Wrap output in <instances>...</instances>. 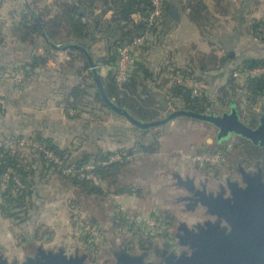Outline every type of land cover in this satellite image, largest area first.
<instances>
[{
    "label": "rangeland",
    "instance_id": "1",
    "mask_svg": "<svg viewBox=\"0 0 264 264\" xmlns=\"http://www.w3.org/2000/svg\"><path fill=\"white\" fill-rule=\"evenodd\" d=\"M26 1L0 0V25H4L0 32V39L5 44L1 43L4 46L0 44V142L7 146H13V151L21 150V155L26 157L28 162L33 163V167L37 170V183L33 198L34 206L29 209L26 218L22 214L19 220L5 218L1 215L0 256L9 262L15 261L22 264L29 257L38 256L40 246L46 251L54 253L63 251L69 256L85 255L88 264H117V256L124 252L134 256L144 255L145 260L153 263H165L171 252L177 255L182 254L183 251H181L180 246L183 245L178 237L182 233L180 226L184 225L191 228L197 222L207 218L205 211L209 213L210 211L202 203V200H197L196 204L192 203L195 195L180 184V177L185 181L193 180L197 188L204 186V192L213 191L215 193L214 190L217 189L218 184L228 187L229 181H237L240 177L238 169L242 168L246 172L255 171L257 164L264 168V153L262 152L261 157L246 158L241 152H235L233 149L234 144H241L237 135L229 134L226 137H219L220 130L215 125L189 117H178L168 123L152 127L148 135L140 137L141 135L135 132V126L127 118L122 116L118 121L113 119L115 114L108 108L102 107L99 102H94L93 99H88L87 103L80 107V111H82L79 118L69 120L65 109L63 110L65 97L62 95L63 91L59 90L61 86L66 88V95L69 88L75 83L63 81L64 84L60 83L61 85H59V81L55 78L58 74L75 73V67H69L70 60L65 57L69 55L68 52L58 54L63 58V65H59L60 69L52 66V69H45V73L41 74V77L48 79L47 81H52V88L55 93L49 95L50 90L45 91V86L41 87L39 82L35 81V76L40 72V67L35 70L32 76L26 78L22 64L25 62L24 59L29 61V57L24 56L21 51L22 47H18L20 43L9 33L7 26L12 27L20 20ZM46 2L52 1L47 0ZM261 10L264 14V6ZM212 24H214V28L208 32L207 38L202 34V38H205L206 42L208 40L218 41L217 38L220 36L215 38L214 33L220 34L222 28L227 25L226 19L223 17L218 19L214 17ZM158 29L159 34H148L149 41L147 40L146 45L149 46L145 51L139 50L136 53L137 56L140 52L146 65L153 69L157 78L158 68L151 64L157 53L161 56L160 51H163L164 48L166 53L170 50L176 52L175 57L169 58L162 66L160 65V70L164 65L184 66L188 64L193 55L204 58V55L212 51L218 53L216 47L212 51L205 52L206 44H192L189 41H182L188 37L185 32L176 36L177 32L174 28L171 32L167 31L166 33H164L162 25ZM154 36H157V39L155 38L157 41L153 39ZM257 38L264 42L260 37ZM217 43L218 54L223 56L225 53L220 44ZM91 45L94 48V60L98 61L97 59L106 55L103 42H93ZM152 45L154 47H152L149 59L150 53L147 54V49ZM155 50L158 52L156 53ZM98 62L100 75L103 76L104 74L105 76L107 70L103 67L104 63ZM1 66L4 67V70ZM209 68L210 70L203 74L205 82H196L191 78L195 83L203 84L197 94H202V92L207 94L212 105L215 106L214 112L208 109L206 113L222 114L229 112L232 108L224 106L223 102L220 101V88L227 84L229 73L236 66L216 68L210 65ZM245 77L243 74L237 75L236 78L240 86ZM158 82L161 81H154L151 86L158 89L160 84ZM163 94L166 95L167 93L164 91ZM47 95L52 98L49 101L50 105L45 108L35 107L36 103L37 106H40L39 104L47 101L45 100ZM241 96L240 93L239 97ZM238 100V103L242 102L238 105V112L242 118L243 112L241 110L246 108V101L243 97ZM56 103H60L59 105L65 114L56 107ZM174 107L173 104L169 105L158 120L179 109V107ZM256 110L261 118L264 115V97L257 105ZM70 112L72 115L78 113L73 109ZM116 116L121 115L116 114ZM245 116L247 119L250 118L247 114ZM101 120L105 121L106 126L112 123L123 124L121 128L124 130L119 134L117 133L116 136V139L121 137L123 144L120 143L119 147H116L114 140L106 136V131L109 129L102 127L104 125ZM259 122L255 126H258ZM88 129L91 131L90 135L86 133ZM39 133L46 138H52L73 158L88 152L96 153L100 149L115 152L113 155H124L122 150L128 151L135 148V155L130 157L132 162L127 169H123L126 173L121 175V179L123 182H133L143 188L142 195L130 194L133 196V202L127 200V196L122 195L117 197V201H115L114 195H111L116 193L114 187H109L108 181L102 178L100 183H92L104 190L111 188L112 191L107 195L80 194L77 188L69 185L67 180L61 178L54 171L42 173L44 168L38 160L41 159L40 151L44 150L45 145L36 139ZM155 137L159 139L158 149L154 152L144 150L143 147L149 146ZM23 139L29 143L21 144L20 141ZM225 144L228 149L227 153L222 150ZM198 153H221L222 156L219 161L209 163L193 161L190 156ZM45 154L51 162L62 163V160L60 158L56 160L58 157L49 150H46ZM66 174L75 175L74 170ZM1 187L5 188L6 182L3 181ZM118 205L123 208L117 210ZM166 210L175 215L176 221L162 229L158 228L157 224L151 226L146 222L137 223L133 229L130 227L132 221L129 218H127L128 224H123L114 219V214L140 213L157 222L156 217L160 215V212ZM92 222L93 225L94 223L96 225L97 233H92L86 228L87 225L93 226ZM37 235L43 238L38 240ZM141 238L142 241H140ZM160 252L164 255L162 258H158ZM158 259H162V261L157 262Z\"/></svg>",
    "mask_w": 264,
    "mask_h": 264
},
{
    "label": "trees",
    "instance_id": "2",
    "mask_svg": "<svg viewBox=\"0 0 264 264\" xmlns=\"http://www.w3.org/2000/svg\"><path fill=\"white\" fill-rule=\"evenodd\" d=\"M46 1L27 0L25 9L21 12L20 20L12 27H7L10 35L16 38L18 43L27 45L26 51L28 52L29 61L22 64L26 78L32 76L37 68L45 67L50 59H55L58 51L68 52L70 56L69 67H75V75L79 77L77 82L69 88L68 94L65 95L64 93V109L69 117L79 118L82 111H80V107L87 103L88 99L99 102L102 107H106L112 113L117 114L105 102L98 82L94 78L87 55L89 54L92 59L95 56L93 53L94 48L91 45L93 42H105L106 55L97 60L110 67L107 75L100 78L106 95L119 107L127 110L134 118L143 122L158 120L171 104L175 106L174 108L179 107V109L200 113H205L208 109L214 112L215 106L212 105L207 94H203V92L202 94H193L192 89L186 85L170 84V76L182 74L194 79L196 82H205L203 74L210 70V65L216 68L227 67L226 65L232 59V56L228 54L219 56L216 51H212L204 55V58L191 56L188 64L181 67L164 65L162 70L157 72L158 79L154 78L153 69L149 68L141 54H138L139 56L135 57L134 67L128 80L124 83H118L117 81L119 47L130 43L137 36L148 37L149 33L159 34L158 27L161 25L165 28L172 26L177 19L172 17L170 9L172 7L177 9V0H162V14L156 25H149L146 22L154 10L153 0ZM217 1L219 2L218 10L224 12L225 0ZM188 6L191 8V20L207 38L208 32L214 28V24H212L213 13L208 10L202 0L191 1ZM108 13H110V16H107ZM134 14H140L144 19L143 23L136 21L133 17ZM3 26L0 25V32ZM263 27V20H254L249 26V32L253 36L264 40ZM147 40L149 41V39L146 38V44ZM3 42L0 39V43ZM146 44L141 47V51L144 52L148 47ZM70 45H76L80 48H71ZM64 47L67 48L64 49ZM40 48L43 50L40 51ZM260 66H264V58H250L242 61L230 71L227 84L220 88V101L223 102L224 106H230L238 111L239 103L242 104V102L238 103V99L241 97L245 99L246 108L241 110L243 112L242 119L253 127L260 119L256 107L264 97V75L246 76L240 86L235 74ZM1 68L4 70L3 66ZM154 81H161L158 82L160 83L158 87L167 93L164 95L165 99L158 98L152 90L151 85ZM240 93L242 94L241 97H239ZM72 109L79 114L72 115L70 112ZM245 114L249 115L250 118L247 119ZM150 129H141L135 126V132L139 133L140 137L148 135ZM237 137L240 139L241 144L233 145L235 152H241L244 157L249 159L263 155V146L254 144L245 137ZM36 139L45 145L44 150L40 151L41 159L38 160L44 168L42 173L54 171L61 178L67 180L69 185L77 188L80 194L104 196L112 191L111 188L104 190L102 187L94 186L90 180L81 179L77 174L68 175L64 172L68 167L81 169L85 165L93 163L95 165L94 173L103 180L108 181L109 187H114V192L142 195L143 188L133 182H123L121 179V175L123 176L126 173L123 169H127L132 162L128 157L135 155V148L128 151L122 150L124 152L123 161L112 165H104L102 162L115 152L100 149L96 153L88 152L73 158L65 149L57 145L52 138H46L39 133ZM158 146L159 139L155 137L149 146L142 147L146 151L154 152L158 149ZM222 148L227 153L226 144ZM46 150L60 158L62 163L51 162L46 157ZM21 154V150L13 151V146H7L3 142L0 143V213L5 218L14 220H19L21 214L26 218L29 209L34 206L33 198L37 183V170L33 167V163L28 162L26 157ZM116 165L118 166L117 170L114 169ZM3 181L6 182L5 188L1 187ZM114 216L115 220H119L123 224L129 223L125 214H114ZM156 220L158 228L162 229L173 224L176 217L172 212L166 210L160 212ZM131 223L130 227L135 229L137 223ZM93 226H96L95 223ZM37 236L38 240L43 238L40 235ZM142 240L141 238L140 241Z\"/></svg>",
    "mask_w": 264,
    "mask_h": 264
},
{
    "label": "water",
    "instance_id": "3",
    "mask_svg": "<svg viewBox=\"0 0 264 264\" xmlns=\"http://www.w3.org/2000/svg\"><path fill=\"white\" fill-rule=\"evenodd\" d=\"M170 14L173 18H178L177 13L173 7L170 9ZM70 47L80 48L76 45H70ZM66 48L67 47H64V49ZM87 55L92 71L94 73V78L98 82L105 102L111 107L114 112L127 118V120H129V122L134 126H137L141 129H148L168 123L178 117H189L215 125L220 130L219 137H226L229 134H233L245 137L251 140L254 144H259L264 147V115L261 116L260 123L255 127L250 126L249 124L244 122L236 109H231V111L222 114L206 112L200 113L186 109H178L174 110L163 119L147 122H143L134 118L127 110L119 107L116 103L108 98L100 80L101 75L98 70V62L94 61L89 54ZM114 169L117 170L118 166L116 165ZM240 171L245 177L244 179H246L248 177V173L242 168H240ZM257 180L259 182L257 183L258 188L254 191L252 189L243 190L235 182L229 181L228 184L232 188V193L234 194L236 200L234 204L230 202V199H224L222 193L218 196H214L211 193L206 198L201 199L202 203L209 208L208 210L211 214L222 216L227 221L233 220L240 225H243L247 220L259 218V216L263 217L262 215H264V199L262 198V196L264 195V184L261 183L259 177L257 178ZM181 183L183 186L186 185L185 187L190 191H193L194 187H196L193 180L185 181L180 177V184ZM256 191L258 192L255 193ZM182 227H184L185 230L189 231L187 226L183 225ZM195 236L196 235H194V238ZM178 237L181 240V244L186 243L184 235L179 234ZM199 239H201L202 243L201 245H199V249L194 251L191 255H187L185 253L177 255L176 253L171 252L170 255L166 258L165 263L146 262L144 257L141 255L134 256L124 252L117 256V264H245L244 261L246 258L231 259L216 235L204 234L203 236H200ZM196 245L197 244L194 243L193 247H196ZM0 264H18V262H9L6 258L0 256ZM22 264L88 263L86 262L85 255L69 256L66 255L63 251L54 253L52 251H46L40 246L38 248V256H36L35 258L29 257L27 261L22 262Z\"/></svg>",
    "mask_w": 264,
    "mask_h": 264
},
{
    "label": "crops",
    "instance_id": "4",
    "mask_svg": "<svg viewBox=\"0 0 264 264\" xmlns=\"http://www.w3.org/2000/svg\"><path fill=\"white\" fill-rule=\"evenodd\" d=\"M191 1H195V0H177L178 5H177V9L175 8V11L177 13L178 18H177V20H175V23L172 26H170L169 28H165V26H163L164 33H166L167 31L171 32L173 30V28H174L175 32H177L176 36L181 35L185 32L188 34V37H187V39H183L182 41H189L192 44H199V43L206 44L207 46H206V49L204 50L205 52L206 51H212L213 48L216 47L218 50V53H219V47L216 45V43L218 42L217 44H220L222 51H224L225 54L227 53L228 55L232 56L231 61L228 62V64L226 65L227 67L236 66L239 63H241L242 61H244L246 59H250V58H264V42H262L260 39L253 36L249 32V26L251 24V21H254L256 19H260V20L263 19V21H264V14L261 12L262 11L261 8L264 6V0H225V2H224L225 3V11L224 12H222V11L220 12V9L218 10L219 2L217 0H202L205 3V5L208 7V10L213 13V16L215 18L218 19L220 17H223L226 19V24H227L225 26V28L224 27L222 28V31L220 34H218V32L214 33L215 38H217V36H220L217 38L218 41H214V40L209 41L208 40L207 42L205 41L206 40L205 38L204 39L202 38V33H201L200 29L198 28V26L190 18L191 8L188 6V4ZM196 1H199V0H196ZM0 11H1V9H0ZM107 16H110V13H108ZM133 17L138 22L143 23V21H144V19L141 17L140 14H134ZM155 38L157 39V36H154L153 39H155ZM178 38H179V36H178ZM156 39H155V41H157ZM2 44H4V42ZM103 44L105 45L104 42H103ZM152 44H155V43H152ZM4 45H2V46H4ZM18 47H22V49H21L22 53L24 54V56H28V52L26 51L27 50L26 44H24V45L19 44ZM152 47H154V46L152 45V46H150L149 49H147L148 50L147 54L150 53L149 59H150ZM39 50L42 51L43 49L40 48ZM155 51H156V53L158 52L157 50H155ZM175 52L176 51H174V50H170V51H168V53H166L165 48H164L163 51L162 50L160 51L161 56H160V54L158 55V53H157V56L155 54L156 58H155V60H152L151 65H153L154 67H157L158 72H159L161 69V66L163 65V63L165 61L169 60V58H171V57L173 58V56L175 57ZM59 53L61 55L62 53H67V52L64 50L58 51L55 59H50L48 64L45 67H41L39 69L40 72H38V74L35 76V81L39 82V86L43 87V85H44L45 91H47V92H48V89L50 90L49 95H50V93H52V94L55 93V90H53V88H52L53 87L52 81L51 80L47 81L48 79L46 80V78L41 77V74L45 73V71H46L45 69H48V70L50 68L52 69V66L53 67H59V69H60V66L63 65V58L61 56H58ZM138 54H140V52ZM65 57L67 60L70 59L69 55L68 56L66 55ZM24 60L28 61L27 59H24ZM103 67L107 70V72L105 74V76H106L108 71L110 70V67L107 64H103ZM103 77H104V74H103ZM40 78H41V80H40ZM55 78L59 81L58 82L59 85L64 84L63 81H65L66 83H67V81L69 83L70 82L75 83L79 79V77H76L75 73L74 74H66V75H63V74L59 75L58 74V76H56ZM155 78H157V77H155ZM170 84H172V83L170 82ZM152 90L158 96V98H161V100L166 98L161 89H159V88L155 89V87L152 86ZM59 91H63L65 93L66 88L64 89L63 86H61ZM39 92L42 93L41 91H39ZM63 92H62V95H64ZM44 95H46V94H44ZM49 95H47L45 97V100H47V101H44L42 103L40 102L41 103V104H39L40 106H37V103H36L35 107H42V108L48 107L50 105L49 101L52 100V98ZM55 96H56V94H55ZM59 104L60 103H56V107L58 109H60L63 114H65L62 111ZM63 110H64V107H63ZM121 117L122 116H116V114H115L113 119H116L118 121V119H120ZM72 119H76V118L69 117V120H72ZM101 121L103 122V120H101ZM103 125L104 126H102V127L109 129L108 131H106L107 132L106 136L107 137L109 136L112 140H114V144L116 145V147H119L120 143L123 144V142H122L123 140L121 139V137L116 139L117 133L119 134V133H121L122 130H124L123 128H121L123 126V124L112 123L109 126L108 125L106 126L105 121H104ZM83 129H85V128H83ZM90 132H91L90 129H88L86 131V133H88L89 135H90ZM99 136H101V135H99ZM98 138H101V137H98ZM120 195H122L124 197L127 196L128 198H126V199L129 200L130 202L134 201L133 196H130V194L128 195L125 193V194H120ZM1 215L2 214L0 213V217H1Z\"/></svg>",
    "mask_w": 264,
    "mask_h": 264
},
{
    "label": "flooded vegetation",
    "instance_id": "5",
    "mask_svg": "<svg viewBox=\"0 0 264 264\" xmlns=\"http://www.w3.org/2000/svg\"><path fill=\"white\" fill-rule=\"evenodd\" d=\"M238 170L240 177L235 183L243 190L252 189L254 191L257 189V183H259L257 180L258 177L261 183L264 184V168L260 164L256 165L255 171L247 172L248 177L246 179H244L245 177L240 169ZM204 188V186L199 188L194 187L193 191H190L195 195L192 203H195L196 199L199 201L206 198L211 193L214 196L222 193L223 198L230 199L232 204L236 201L230 186L226 187L218 184L217 189L214 190L215 193L213 191L209 193L204 192ZM262 198L264 199V195ZM205 213L207 214V218L197 222L191 228L188 226L189 231L180 226V231L182 232L180 234L185 236L186 241L185 244H182L183 246H180L182 248L181 251H183L182 253L191 255L199 249V245L202 243L201 239H199L200 236L214 234L219 238L231 259L246 258L244 261L245 264H264V215H262L263 217L259 216V218L247 220L243 225H240L233 220L227 221L222 216L211 215L208 211H205ZM194 235H196L195 238ZM194 243L197 244L196 247H193ZM141 256L145 258L144 255ZM163 256L162 252L158 253V258H162ZM160 260L162 261V259H158L157 262ZM145 261L153 263L151 261Z\"/></svg>",
    "mask_w": 264,
    "mask_h": 264
},
{
    "label": "built area",
    "instance_id": "6",
    "mask_svg": "<svg viewBox=\"0 0 264 264\" xmlns=\"http://www.w3.org/2000/svg\"><path fill=\"white\" fill-rule=\"evenodd\" d=\"M153 4H154V10L151 12L150 16L146 20V22L149 25H156L162 14V0H153ZM146 38H147L146 36H137L130 43H127L119 47L118 61H117V71H118L117 81L118 83H124L128 80L130 73L134 67L136 53L137 51L140 50V48L143 45L146 44ZM239 74H243L245 76L264 75V66L247 69L244 72L236 73L235 75L237 76ZM171 77H172L171 83L186 85L192 89L194 94H197L201 86H203V84L199 85L198 83H195V81L192 80L191 78L186 77L182 74H174ZM20 142L21 144L29 143V141H26L25 139L21 140ZM50 156H53V155L50 154ZM130 157L131 156H129L128 159H130ZM190 158H192L193 161H201V162L209 163V162L219 161L221 159V154L220 153H215V154L198 153L193 156H190ZM56 160H59V158H56ZM123 160H124L123 154H114V155L112 154L108 159L104 160L102 164L112 165V164L121 162ZM72 170H74V173L79 175V177L90 180L93 183L97 184L101 182V178L94 173L95 165L93 163L85 165L81 169H74L73 167H68L64 171L66 173H69ZM111 195H114L113 198L115 199V201H117V197L120 196V194H116V193L111 194ZM122 208L123 207L120 205L116 207L117 210H120ZM127 218H129V220H131L132 222H136V223L146 222L149 225L151 224V226H154L157 224L155 220L146 218L143 216V214H140V213L127 215ZM86 228L87 230L92 231V233L94 232L97 233L95 226L87 225Z\"/></svg>",
    "mask_w": 264,
    "mask_h": 264
}]
</instances>
